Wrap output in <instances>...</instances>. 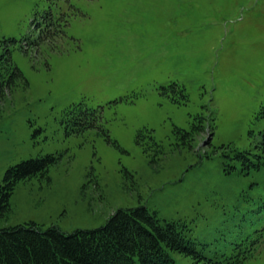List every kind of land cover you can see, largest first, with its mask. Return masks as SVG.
I'll return each instance as SVG.
<instances>
[{"label": "rangeland", "instance_id": "obj_1", "mask_svg": "<svg viewBox=\"0 0 264 264\" xmlns=\"http://www.w3.org/2000/svg\"><path fill=\"white\" fill-rule=\"evenodd\" d=\"M0 59L22 73L1 70L0 185L55 159L0 229L69 234L143 206L210 259L264 235V0H0Z\"/></svg>", "mask_w": 264, "mask_h": 264}, {"label": "trees", "instance_id": "obj_2", "mask_svg": "<svg viewBox=\"0 0 264 264\" xmlns=\"http://www.w3.org/2000/svg\"><path fill=\"white\" fill-rule=\"evenodd\" d=\"M7 68L22 78L17 67L11 62L5 66L0 59V99L10 86L1 74ZM261 114L264 116V106ZM54 162L53 157L30 159L7 171L0 185V218L9 212L17 184L48 176ZM192 231L185 221L161 222L143 206L117 210L101 228L69 234L55 226L43 230L31 222L0 229V264H176L171 252L196 261L204 259L206 264H245L264 244L261 235L248 247L239 243L232 254L210 259L197 249Z\"/></svg>", "mask_w": 264, "mask_h": 264}]
</instances>
